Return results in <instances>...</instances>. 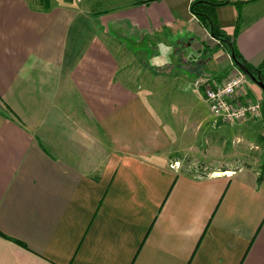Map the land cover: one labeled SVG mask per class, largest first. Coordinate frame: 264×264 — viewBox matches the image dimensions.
I'll use <instances>...</instances> for the list:
<instances>
[{"label":"crops","instance_id":"crops-1","mask_svg":"<svg viewBox=\"0 0 264 264\" xmlns=\"http://www.w3.org/2000/svg\"><path fill=\"white\" fill-rule=\"evenodd\" d=\"M204 1L0 0V264H264L259 173L189 172L191 132L126 80L165 54L181 118L206 125L190 87L202 101L198 77L238 67L192 11ZM211 2L260 67L264 0Z\"/></svg>","mask_w":264,"mask_h":264},{"label":"rangeland","instance_id":"rangeland-1","mask_svg":"<svg viewBox=\"0 0 264 264\" xmlns=\"http://www.w3.org/2000/svg\"><path fill=\"white\" fill-rule=\"evenodd\" d=\"M111 46L113 49L121 47L119 46V42L115 41L111 42ZM132 50H134L132 47L127 49L129 53ZM135 56L138 58V55ZM143 56L144 54L142 55V58H144ZM165 56V54H160L150 58L148 53L144 58L143 73L139 66H135L136 70L135 72L133 71V73L138 71L142 73L138 78L141 85L129 78H126V80L132 87L136 86V88H138V86H140V92L150 106L158 112L162 121L166 120V122H169V124L172 125L171 119H173L178 123V126L168 127L175 135L178 136L183 131L191 132L186 139V143L191 150L188 151V153L183 152L185 154H181L180 157H176L182 162V167L186 166L185 168H187L189 172L192 171V173H196L197 170L202 171V175L204 176L211 174L215 169L226 170V168H230L231 170L232 168L234 170L248 167L258 172L259 176L260 174H263L264 140H261L260 138L264 137V117L261 120L247 121L232 125L221 124L222 126L217 124V127H214L212 124L213 118L211 117L208 104L206 102V104L204 103L203 98L202 101H200L198 92L190 87L189 95L192 97L195 105L199 103L202 112V117L200 119H204L205 122L203 123H206L205 126L194 129L196 127L195 120L193 118H181L178 104L174 100L177 96V94L175 95V92L179 90L178 85L176 83H171L170 81H172V78L170 77L169 79V74L165 71L161 73L159 69L160 67H163L160 63L163 61L161 58H164ZM155 59L160 60L159 62H156ZM149 66L157 70L158 73H153V71L151 72L149 69H146L149 68ZM144 68L146 69L145 71ZM158 75L164 80H155L156 78H159ZM228 79L229 78H226L219 84L227 82ZM151 81L160 82V84L162 83L160 93L155 94L152 92L151 86L153 84L150 85ZM246 91L251 93L256 100L264 102L263 91L250 79L248 80ZM146 93H148V97H146ZM173 95H175L174 98ZM178 114L180 116L176 117ZM173 128L175 129V132ZM184 155H187V157Z\"/></svg>","mask_w":264,"mask_h":264},{"label":"built area","instance_id":"built-area-1","mask_svg":"<svg viewBox=\"0 0 264 264\" xmlns=\"http://www.w3.org/2000/svg\"><path fill=\"white\" fill-rule=\"evenodd\" d=\"M248 76L239 68L223 84L207 77H198L194 86L202 93L216 123L232 125L264 117V102L246 91Z\"/></svg>","mask_w":264,"mask_h":264},{"label":"trees","instance_id":"trees-1","mask_svg":"<svg viewBox=\"0 0 264 264\" xmlns=\"http://www.w3.org/2000/svg\"><path fill=\"white\" fill-rule=\"evenodd\" d=\"M216 6L217 5L212 3L211 0H207L204 2L195 3L192 7V11L194 12V14H196L200 18L201 22L206 26V28L208 29V31H210V33L212 34L214 38L222 42L229 50L231 47L234 49V54H235L237 61L246 65L248 69L256 76L259 75V73H261L262 79L264 81V63L258 68H254L250 64L247 63V61L240 54L233 37L228 35L225 31H223L219 27L213 15V11H212L215 9L213 7H216ZM260 139L264 140V137H261ZM263 168H264V165H263ZM259 181L260 183L264 181V169H263V174H260L259 176Z\"/></svg>","mask_w":264,"mask_h":264},{"label":"water","instance_id":"water-1","mask_svg":"<svg viewBox=\"0 0 264 264\" xmlns=\"http://www.w3.org/2000/svg\"><path fill=\"white\" fill-rule=\"evenodd\" d=\"M231 47V46H230ZM230 52H231V57L233 59V61L235 62L236 66L245 74L248 76V78L254 82L256 85H258L261 90L264 93V81L262 79L261 73H259V75H255L253 74L246 65H244L243 63L237 61L235 54H234V49L231 47L230 48Z\"/></svg>","mask_w":264,"mask_h":264}]
</instances>
